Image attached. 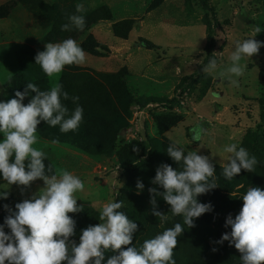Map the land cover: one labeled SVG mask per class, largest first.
<instances>
[{
	"label": "rangeland",
	"instance_id": "obj_1",
	"mask_svg": "<svg viewBox=\"0 0 264 264\" xmlns=\"http://www.w3.org/2000/svg\"><path fill=\"white\" fill-rule=\"evenodd\" d=\"M201 2L212 10L217 68L210 73L203 71L207 23ZM78 3L84 12H76ZM72 15L84 16L83 30L61 31ZM256 26L261 32L253 39L264 43V0H0V102L15 98L29 82L41 91L50 89L52 80L35 64L45 44L71 38L86 53L84 63L65 66L58 80L69 97H79V128L61 133L59 126L42 121L34 145L46 153V174L65 169L84 183L75 193L83 211L69 213L75 221L69 242L78 245L82 230L99 223L105 204L122 201L119 211L138 224L129 246L139 249L180 223L184 231L173 250L175 264H240L234 246L217 242L231 232L226 218L239 213L247 190H264V47L241 61L244 74L231 78L237 85L219 73L230 66L236 41L252 38ZM34 95L29 92L22 103ZM62 103L69 113L77 106L71 99ZM194 129L201 134L198 142L192 139ZM53 139L59 143L52 144ZM174 143L185 155L207 156L215 169L217 187L196 198L212 210L195 218L191 228L160 196L155 210L167 219L152 215L148 189L163 192L152 184L156 169L183 167L167 155ZM232 143L258 163L252 172L242 170L228 180L222 172L231 154L224 148ZM138 180L144 186L139 192ZM43 188L39 179L28 187H7L0 178V193L7 194L0 198V225L17 203ZM4 231L10 233L6 226ZM117 254L105 251L101 264Z\"/></svg>",
	"mask_w": 264,
	"mask_h": 264
},
{
	"label": "clouds",
	"instance_id": "obj_2",
	"mask_svg": "<svg viewBox=\"0 0 264 264\" xmlns=\"http://www.w3.org/2000/svg\"><path fill=\"white\" fill-rule=\"evenodd\" d=\"M84 11V4L78 3L76 12ZM68 19L69 23L62 25L61 31H71L73 27L83 30L84 16L72 15ZM260 32L261 28L256 26L252 38L236 41L231 64L219 76H227L233 85H237V80L231 78L244 74L246 65L241 61L258 54L264 47V43L253 39ZM85 59L83 48L71 38L45 44V50L36 54L35 64L52 80L50 89L41 91L29 82L23 92H15V98L0 102V134L3 136L0 178L7 187H28L38 179L44 182L38 195L17 203L15 213L0 225V264H101L104 252L109 249L118 254L108 258L107 264H175L173 250L184 227L176 223L155 238L145 240L139 249L129 246L138 224L119 211L123 207L122 201L105 204L99 223L82 230L78 245L69 242L75 229V221L69 213L83 211L82 206H77L75 193L84 190V183L65 169L46 174V153L34 145L38 143L36 133L42 121L51 127L59 126L61 133L79 128L83 119V108L77 103L79 97H69L58 80L65 66L80 65ZM216 68L217 61L212 59L203 71L210 73ZM29 92L35 95L24 105L22 102ZM62 99H71L77 104L71 113ZM200 138V132L194 129L193 141L198 142ZM51 143L57 144L59 140L53 139ZM224 152L231 154L222 172L228 180L242 170L252 172L258 163L255 156L250 157L245 148L235 143L225 146ZM167 155L177 164L182 162L183 167L178 171L162 164L156 169L152 184L160 186L163 192L148 189L152 197V215L160 217L161 221L167 219V215L155 210V197L160 196L174 216H182L184 225L194 227L195 218L212 210L211 204L198 203L196 198L217 187L214 166L207 156L198 155L196 151H188L185 155L184 149L175 143L167 147ZM47 172H52L51 166ZM143 187L138 180V192ZM0 198L6 199V192L0 193ZM241 200L239 213L234 219L229 215L225 221V227H230L231 232L223 234L217 243L228 241L234 246L240 253V264H264V190L251 187ZM5 226L10 233H5Z\"/></svg>",
	"mask_w": 264,
	"mask_h": 264
},
{
	"label": "trees",
	"instance_id": "obj_3",
	"mask_svg": "<svg viewBox=\"0 0 264 264\" xmlns=\"http://www.w3.org/2000/svg\"><path fill=\"white\" fill-rule=\"evenodd\" d=\"M200 7L202 8V10H204V19L207 23V31H206V44L204 46V52L206 54L203 64H208L210 60L215 59L216 60V56L215 54L212 52V47L214 45V39H213V31H214V26L213 24H211V20H210V13H211V8H209L205 3H199ZM144 44L146 47H152L151 44L144 40Z\"/></svg>",
	"mask_w": 264,
	"mask_h": 264
}]
</instances>
